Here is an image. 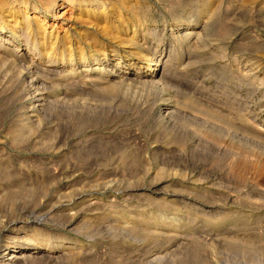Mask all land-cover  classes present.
I'll use <instances>...</instances> for the list:
<instances>
[{
  "label": "rangeland",
  "instance_id": "obj_1",
  "mask_svg": "<svg viewBox=\"0 0 264 264\" xmlns=\"http://www.w3.org/2000/svg\"><path fill=\"white\" fill-rule=\"evenodd\" d=\"M0 264H264V0H0Z\"/></svg>",
  "mask_w": 264,
  "mask_h": 264
},
{
  "label": "bare ground",
  "instance_id": "obj_2",
  "mask_svg": "<svg viewBox=\"0 0 264 264\" xmlns=\"http://www.w3.org/2000/svg\"><path fill=\"white\" fill-rule=\"evenodd\" d=\"M62 9V8H61ZM64 13V12H63ZM55 17H56V15H55ZM58 18H60V17H58ZM152 62V61H151ZM154 63V62H153ZM151 74V73H150ZM114 89V88H113ZM30 240V239H29ZM44 243V242H43ZM15 256V255H14Z\"/></svg>",
  "mask_w": 264,
  "mask_h": 264
}]
</instances>
